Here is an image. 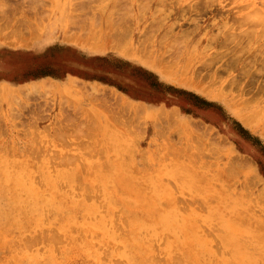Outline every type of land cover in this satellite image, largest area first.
I'll return each instance as SVG.
<instances>
[{"label": "rangeland", "instance_id": "obj_1", "mask_svg": "<svg viewBox=\"0 0 264 264\" xmlns=\"http://www.w3.org/2000/svg\"><path fill=\"white\" fill-rule=\"evenodd\" d=\"M187 89L264 144V0H0V264H264V151Z\"/></svg>", "mask_w": 264, "mask_h": 264}, {"label": "crops", "instance_id": "obj_2", "mask_svg": "<svg viewBox=\"0 0 264 264\" xmlns=\"http://www.w3.org/2000/svg\"><path fill=\"white\" fill-rule=\"evenodd\" d=\"M183 91L192 98L193 103L188 106L190 107L191 115L206 120L210 114L218 115L221 121L220 124H214L208 121L205 122L210 123L212 127L222 135H229L232 141V149L235 150L237 155L242 156L244 160L246 159V161L251 162L253 166L258 169L261 165V161L258 155L255 156V148L260 147L264 151V144L259 143L261 137H259L258 134L253 133L246 124L238 120L236 115L233 114L234 105L225 99H216L194 89ZM196 104L198 106H196ZM247 138L251 139L253 144L248 145V149H244L243 147H246L247 142L245 140Z\"/></svg>", "mask_w": 264, "mask_h": 264}, {"label": "bare ground", "instance_id": "obj_3", "mask_svg": "<svg viewBox=\"0 0 264 264\" xmlns=\"http://www.w3.org/2000/svg\"><path fill=\"white\" fill-rule=\"evenodd\" d=\"M197 90H198V89H197ZM198 91H199V90H198ZM203 93H205V92H203ZM219 93H220V92H218V94H217L218 96H220V94H221V93H220V94H219ZM207 96H208V95H207ZM218 96H217V97H218ZM128 110H129V109H128ZM137 110L139 111V109H137ZM140 110H141V108H140ZM130 111H131V110H130ZM141 111H142V110H141ZM131 112H132V111H131ZM244 112H245V111H244ZM172 113H174V112H170V113L166 114V117H167L169 114H172ZM248 113H249V112H248ZM251 113H252V112H251ZM130 114H131V113L129 112V116H132V115H130ZM161 114L164 115L163 112H161ZM161 114H159V115H161ZM242 114H243V113H242ZM245 114H246V113H245ZM253 114H254V115H255V114L257 115V113H253ZM253 114H251V115H253ZM159 115H158V118L163 117V116L160 117ZM239 115H240V113H239ZM251 115H250V117H251ZM137 116H138V115H136V117H135V115H134V117H135L134 119H135L136 121H134L135 123L133 122V125H135V126H136V122H137V124H139V123L141 122V121L139 122V120L142 119V118H139V116H143V115L140 114L138 117H137ZM171 116H173V114H172ZM174 116H176V115H174ZM174 116H173V117H174ZM164 117H165V115H164ZM240 117H241V116H240ZM137 118H138V119H137ZM158 118H157V119H158ZM171 118H172V117H171ZM171 118L168 117V120L170 121ZM174 118H175V117H174ZM242 118H243V117H242ZM245 118H246V117H245ZM134 119H133V120H134ZM155 119H156V118H155ZM175 119H176V118H175ZM133 120H132V121H133ZM142 120H143V119H142ZM243 120H244V118H243ZM163 121H164V120H163ZM174 121H176V120H174ZM174 121H171V122L173 123ZM241 121H242V120H241ZM138 122H139V123H138ZM156 122H158V121H156ZM171 122H169V124H170ZM185 122H187V121H185ZM185 122H184L183 124H185ZM188 122H189V120H188ZM188 122H187V123H188ZM244 122H248V121H247V118L245 119ZM254 122H255V119H254ZM158 123H159V122H158ZM161 123H162V120H161ZM165 123H166V121L163 122V124H165ZM252 123H253V122H252ZM252 123H251V124H252ZM159 124H160V123H159ZM159 124H158V125H159ZM163 124H160V125H163ZM169 124H167V125H169ZM244 124H245V123H244ZM139 125H141V124H139ZM170 125H172V124H170ZM190 125H192V124H189V123H188V126H190ZM172 126H173V125H172ZM253 126H254V125H253ZM136 127H137V126H136ZM136 127L133 128V130L136 129ZM181 127H182V126H181ZM181 127H180V128H181ZM192 127H194V125H192L191 127H188V129H187V128H186V129L188 130V134H189V132H190V134H193V135H194L195 132H196V130H195V129H192ZM195 127H196V126H195ZM197 127H198V126H197ZM260 128H261V127H260ZM139 129H141L140 126H139ZM189 129H191V130H189ZM198 129H199V128H198ZM133 130H132V131H133ZM192 130H194L195 132L193 131L194 133H192V132H191ZM134 131H136V130H134ZM134 131H133V134L135 135V132H134ZM201 131H202V133H203V131H206V130H201V129H200V132H201ZM197 132H198V133H196V135L198 134L199 136H198V135H197V136L195 135V136L198 137V138H200V139L202 138L201 140H200V139H199V140L203 142V141H204V140H203V137H202L203 134H201V136H200L199 130H198ZM204 134H205V133H204ZM207 136H208V135H207ZM205 137H206V136H205ZM198 138H197V139H198ZM204 139H205V138H204ZM208 139H210V138H208ZM204 142H207L206 144H208L209 140H208V141L206 140V141H204ZM213 143H214V142H213ZM204 144H205V143H204ZM218 144H219V143H218ZM218 144H217V143L214 144V145H216V146L214 147V149L212 148V146H210V148L213 149L212 151H214L215 148H217V146H218V148L215 150V152H217L219 156H220V154H222L223 152H224V153L231 152V148H230V146L222 145V146L225 147V148H223V147H221V145L219 146ZM209 145H212V143L209 142ZM214 145H213V146H214ZM218 149H219L220 151H219ZM217 150H218L220 153H219ZM239 157H240V156H239ZM239 159H241V157H240ZM237 160H238V158H237ZM241 160H242V159H241ZM241 160H239L238 162L236 161V162H237V165H236V166L239 167L238 164H240V166H242V165L245 164V165H246V168H247V164H246L247 161H246V159H245V160L243 159V160H244L243 162H245V161H246V162H245L244 164H242V165H241V163H239V162H242ZM243 162H242V163H243ZM228 163L231 165L230 161H228ZM248 164H249V162H248ZM234 165H235V164H234V162H233V166H234ZM250 165H251V164H250ZM236 166H234V167H235V170H236V168H237V169H239V171H240V170H244V171H245V169H244L243 166H242L243 169H242L241 167H240V168H241V169H240V168H238V167H236ZM251 166H252V165H251ZM18 167H19V166H18ZM249 169H252V168H249ZM247 170H248V169H247ZM236 171H237V170H236ZM250 172H252V171L250 170ZM21 173H22V172H21ZM21 173L19 174L20 177H21ZM247 173H249V171H248ZM13 174H14V173H13ZM15 174H16V173H15ZM253 174H254V173H253ZM22 175L24 176V179L27 178L23 173H22ZM15 176H16V175H15ZM19 176L17 175V178H18ZM249 176H252V175H248V178H249ZM248 178H247V179H248ZM255 178H256V177H255ZM250 180H251V179H250ZM250 180L248 179V181H250ZM252 181H253V179H252ZM252 181H251V182H252ZM257 182H258V181H257ZM246 183H247V182H246ZM248 184H249V183H248ZM251 184H252V183H251ZM263 193H264V192H263ZM260 194H261V193H260ZM261 195H262V194H261ZM263 199H264V198H263ZM146 239H147V238H146Z\"/></svg>", "mask_w": 264, "mask_h": 264}]
</instances>
